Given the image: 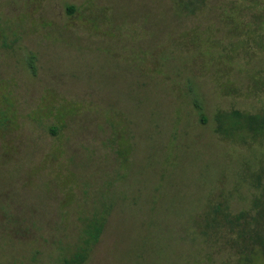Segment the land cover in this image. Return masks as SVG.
Segmentation results:
<instances>
[{"label":"rangeland","instance_id":"1","mask_svg":"<svg viewBox=\"0 0 264 264\" xmlns=\"http://www.w3.org/2000/svg\"><path fill=\"white\" fill-rule=\"evenodd\" d=\"M180 1L0 0V264H61L90 219L85 264L248 254L220 215L262 194L264 139L216 116H264V0Z\"/></svg>","mask_w":264,"mask_h":264},{"label":"trees","instance_id":"2","mask_svg":"<svg viewBox=\"0 0 264 264\" xmlns=\"http://www.w3.org/2000/svg\"><path fill=\"white\" fill-rule=\"evenodd\" d=\"M203 2L204 0H187L180 1V5L184 13L196 14L203 6ZM73 10V7L68 8L69 12ZM28 65L30 71L35 73L33 58H30ZM197 109L200 112L199 106ZM216 121L218 123L216 132L225 137H234L233 134L242 132L243 138L239 139L242 143L246 142L247 135L252 140L264 139V116L246 115L234 111L217 114ZM261 192L262 194L260 193L259 197L252 201L250 211H243L235 216L225 212L220 215L222 224L229 226L232 233L236 232L239 239L236 246L241 248V245H247L248 247L246 248L248 254L238 253L237 264H257L258 260L264 259V185L261 186ZM218 212V209L214 211L216 214ZM214 219L215 223L220 221ZM85 227L82 236L79 237L80 244L75 247V251L62 259L61 264H85L87 261L91 248L97 243L102 232L103 220L90 219Z\"/></svg>","mask_w":264,"mask_h":264}]
</instances>
